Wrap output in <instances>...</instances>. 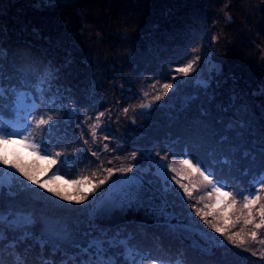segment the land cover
<instances>
[{"label": "rangeland", "instance_id": "rangeland-1", "mask_svg": "<svg viewBox=\"0 0 264 264\" xmlns=\"http://www.w3.org/2000/svg\"><path fill=\"white\" fill-rule=\"evenodd\" d=\"M123 1L125 3L122 2L119 5L117 3L118 0H72L69 3H51V0H0V49L6 53V59L3 61L4 70L6 64L10 61L26 62L35 59L40 66L34 72L39 70L47 76V79H44V76L37 75L38 78H43L44 82L50 80L52 83L57 84L53 85L57 87V89L54 87L56 93L64 95L63 98L68 103L67 106L69 105L70 113H77L75 119L77 120L78 128H75L79 133V142L77 140V143H71L72 148L75 146L76 149H82L83 152L91 156L88 166L85 163L83 175L91 177L92 173H96L97 178H103V175L107 174L106 170L108 168L117 169L134 164L135 167L133 169L140 172L148 181L159 188L172 206L175 205L179 209L183 217L209 233H217L204 222L201 216L196 215V209L193 208V205H196L197 208H203L205 204H210L211 206L206 208L205 211L209 213L216 211L222 218L235 219L233 213L239 215L243 203L242 196L237 195V203L235 205L224 207L222 200H217L215 197L210 200L205 195L206 191L211 190L210 188L200 185V187L193 190L192 197H189L172 180L171 177L175 173L164 167L168 163L184 158L185 155L183 153L180 154V148H178L177 152L170 151L169 144L166 142L167 138L162 141H154L157 144L154 147L151 146L155 149L154 151H151L149 147L144 148L141 146L143 143L150 141V139L147 141V133L153 135L156 133L160 136L164 134L165 137H168L165 134V129H168L167 127L173 129L172 124L175 121H181L183 119L182 116L192 113L198 116L205 115L208 122L211 123L209 127L221 132L222 137L231 138L229 139L231 143L236 145L238 142L247 141L251 147H258L263 157L264 48L259 52L258 49L260 48L255 42L256 40L264 42V35L258 38L255 36V46L251 50L249 49L251 52L255 49L254 56L258 62V64H251L256 69L253 79L257 80L259 84L254 90H250L242 81L241 85H233L232 77L233 73H236L238 64H220L216 61V54L220 51V43L218 42H221V39L225 42V37L221 36V31L220 33L213 32L214 30L210 32V28L219 20L224 19L220 21L223 24L232 20L231 12H228L226 8L229 0H224L225 2L222 4L220 11L222 15L219 16V20H210L211 26L207 28L209 29L208 31L200 32L198 34L199 37L189 41L187 48H184L185 46L181 47V45L178 49L174 47L175 53L173 55L170 53L163 55L157 49L149 50V54L146 55V58L148 57L147 61L139 62V65L136 64L139 68L132 64L125 68L124 73L118 69L117 73H114L118 78L115 77L110 80H107L105 73H102L101 76L99 73H96V76H89V74L93 75V72L87 71L88 67L82 72V77H70L73 72L71 70V72L68 71V68L72 67L73 64L81 65V63L78 60L74 61L70 57L71 54L69 52L57 50L55 44H60L59 41L62 43L67 41L64 45L69 46L68 44L73 41L80 52L91 55L95 63L97 60L101 61V64L94 63L92 64L93 66L113 68L114 64H110L113 56L117 57L122 53L118 52V50H115V55L110 53V49L103 46V40L112 38L111 35L106 36L108 34L107 31L108 29L111 30V26L117 22V19L110 18V20H106L108 25L102 26L99 17H101L102 13L117 14L116 11L121 8L134 9L139 6L140 1L148 3V6L152 2L151 0ZM244 1L250 4V0ZM36 2H38V5H36ZM233 3L232 6L235 9L238 4L237 2ZM54 4L60 5L55 7ZM101 4L100 9L96 8ZM63 7L68 9L70 18L72 17L74 21L73 19L72 21H67L63 18L61 22L58 16L66 17L64 13L63 15L60 13ZM120 17L122 18L121 14ZM127 17L130 16L124 15V18ZM212 18L216 17L212 15ZM250 19V17H247V24L250 23ZM126 20L128 23L133 22L129 19ZM261 24L264 25V22L261 21ZM238 27L240 29L238 35L241 37H238V39L240 42H244L246 37L244 34L249 35V28L244 25V20L239 23ZM70 28H72L71 31ZM156 28L157 31L159 27L156 26ZM76 31H79L80 34H75ZM176 37L178 35L172 36V38ZM168 42L170 43V40ZM225 44L228 45V43ZM183 52H187L186 55ZM197 56L200 59L196 62L193 72L187 76L175 72L176 68L187 64L189 60ZM150 60L154 63H150ZM65 67H67V70ZM135 67L139 72H135ZM157 74L164 76L163 82L156 79L158 77ZM89 77L93 78V82L90 81ZM98 81H100V84ZM164 83H173L174 87L161 100L153 101L152 97L158 91H162L160 85ZM65 84L68 85L65 86ZM145 93H148V95H145ZM39 97L44 99L42 95ZM39 100L41 99L39 98ZM54 103H56L54 107L62 104L61 98L57 99V101L55 100ZM141 104H151V107L142 108L140 107ZM7 106L9 105L3 102L2 106H0V112L5 114L7 111L6 115H9L11 109ZM54 107L52 101H49L47 106L41 104L38 116L43 114V112L46 115L50 114L53 112ZM125 109H128V111L125 112ZM100 113H104V115L97 121L96 118ZM55 122H57V119L52 122L53 127L47 134H42L40 130H36L37 134L43 137L44 144H42V147H46L47 152L36 155L23 144L14 143L6 145L8 155L10 159L16 158L21 163L28 165L30 169L40 176L42 181L51 180L52 177H62V179L52 180V186L59 187L69 195H75L76 186L71 184L70 181L81 177V175L77 174L74 176L75 178L70 179L56 171V167L60 163L71 165V158L68 153L57 150L64 153V156L51 168H48V161L41 158L43 155L56 151V145L61 144L58 140L62 135V139H64L60 124L53 133L56 126ZM212 122H216L217 127ZM96 123H99V127L96 129L95 137H93L90 125ZM48 135L56 138L51 139ZM17 139L19 138L17 137ZM235 139L236 141H234ZM193 144V150L197 149L199 151L208 146V143L200 137L193 141ZM105 145H107V148H105ZM215 148L217 150L212 148L213 152H211L222 156L223 149L221 146L216 143ZM133 152L137 153L134 160L131 159ZM157 153H159V156H157ZM165 154H167V160L161 161L160 157ZM77 155L79 156V154ZM72 156H74V153H72ZM187 156L192 158L194 163L199 161L201 166L206 168L204 161L199 157L195 159L192 154ZM74 159L72 158V166L75 165ZM46 169L47 171H45ZM207 170L210 171L209 169ZM217 172H211L216 174L214 179L218 178L221 183H224L223 174L219 171ZM120 173L118 171L114 172L109 180ZM16 175L20 181L30 184L19 173H16ZM177 179H180V177H177ZM261 179H264V176H261ZM10 180L11 178L8 176L0 175V185L3 182L5 184L4 191L0 193V206L6 210L13 208L17 210L27 209L34 212L40 224L43 225V227H37L38 232L46 231L58 223L69 229L72 241L82 244L87 243V240L91 238L90 234L92 232L105 234L108 239L116 240L118 246H121L120 242L126 243L127 238L121 236V229L114 231L104 229V227L97 226L90 217L89 208L94 200L93 197H96L105 188L109 180L105 184L100 185V188L95 193H91L89 199L84 201L83 204L63 200L46 189L39 188L38 185H31V188L38 189L39 193L43 194L38 195L36 192L18 187V182L16 181L12 182V194L10 195L7 187ZM66 181L69 183H65ZM258 181L252 184L253 186L250 190L251 186L245 189L242 186L241 179H236L232 185L226 186L224 191L252 195L258 187ZM182 182L190 186L194 183L199 184L195 174L191 178L183 179ZM200 197H204V199L198 203ZM208 218L212 219V216L209 215ZM240 227L241 225L238 224L232 230L238 231ZM168 231L170 230L168 229ZM170 232L173 233L172 231ZM166 237H169V234L168 236L163 234L161 241L167 245H169L168 242L172 244L169 240L171 238L169 237L168 239ZM222 237L223 244L214 252H217V257L213 261H216L217 264H264V257L259 255L260 251L264 250V244L259 243V240L264 239V229L259 230L256 242H253L250 237H246L247 249L256 251V255H253L251 250L232 245L224 236ZM172 240L175 241L174 238ZM127 245L133 250L129 242ZM65 247L66 253L62 251L61 254L73 255L74 252L77 253L71 241L67 242ZM116 249L118 248H114V250ZM134 249L138 253L135 257L138 264L139 261L148 259L144 257V253L138 248L134 247ZM171 254L172 251H169V255ZM199 258H201V261L205 260V262L208 260L202 257ZM128 262L131 264V258H129Z\"/></svg>", "mask_w": 264, "mask_h": 264}, {"label": "trees", "instance_id": "trees-1", "mask_svg": "<svg viewBox=\"0 0 264 264\" xmlns=\"http://www.w3.org/2000/svg\"><path fill=\"white\" fill-rule=\"evenodd\" d=\"M151 1L152 2L149 3V6L148 3L140 1L139 6L134 9L121 8L120 10L116 11L117 14L102 13L101 17H99L101 19L102 26H107L108 24L106 20H110V18H115V20L117 19V22L113 24V26H111V30L107 27L108 34L106 36L111 35L112 38L103 40V46L109 48L110 53H114L115 50H118V52L122 53L120 56H113L112 62L110 63L114 64L113 68L105 66H101L99 68L97 65L93 66L92 64H94L95 62L91 55H89L88 53L86 54L84 52H80L76 43L73 41H71L72 43L70 42L71 44H68L69 46L64 45L65 43H67V41H63L64 43L59 41L60 44H55L57 50L69 52V54H71L70 57H72L74 61L78 60V62L81 63V65L73 64V68H68V71L71 70L73 72L72 74H70V77H82V72L88 67L87 71L93 72V75L89 74V76H96V73H99V75L101 76L102 73H105L107 80H110L115 77L118 78L116 75H114V73H117L118 69L123 72L124 70H126L125 68L128 65L135 64L136 66V64L139 65V62H146L148 59V57L146 58V55L149 54V50L157 49L163 55H166L167 53L173 55L175 53L174 47L178 49L181 45V47L185 46L184 48H187L189 41L196 37H199L198 34L200 32L204 33L209 30L207 28H210L211 26L210 20H219V16L222 15L220 14L222 4L225 2L224 0ZM229 1L226 8L228 9V12H231L232 20L224 24L220 22L224 19L219 20L210 28V32L214 30L213 32L220 33L221 31V36L225 37V42H223L222 39L221 42H218L220 43V51H218V53L216 54L217 60H215L220 64H238L236 67V73L232 71L234 72L232 77L234 83L233 85H241L240 83L242 81L243 84L247 85L250 88V90H254L255 87L257 88L259 84L257 80L253 79L254 71L256 69H254L251 64H258V62L254 56L255 49H253L252 52L250 50L255 46V43L260 48L258 49L259 52L264 48V42L256 40V42L254 43L255 36L256 38H258L264 35V25L261 24V21L264 22V0H250L251 6L244 0ZM122 2L125 3L123 0H118L117 3L121 5ZM233 2H237L238 4L235 9L232 6ZM54 5L55 7H57L60 4ZM101 6L102 4L94 7L100 9ZM143 10H145L146 12ZM60 13L62 15L64 13L66 16H58V18L60 17L61 22L63 21V18H65V20L67 21H72L73 18H70L68 9L63 7ZM120 14L122 15V18L120 17ZM171 14L175 15L171 16ZM124 15H129L130 17L124 18ZM212 15H214L216 18H212ZM31 17L33 18V16ZM247 17L251 18L250 23L248 24ZM126 19H129L133 22L128 23ZM243 20L244 25L249 28V35L244 34V36H246L245 40L244 42H240V40L238 39V37L241 38L238 35V31H240L238 26L239 23H241V21ZM156 26L159 27L157 31ZM71 29L72 28H70V31ZM75 34L79 35L80 33L79 31H76ZM173 35H178V37L172 38ZM170 37L172 40L170 39ZM169 40L170 43L168 42ZM225 43H228V45ZM216 47H218V45ZM186 53L187 52H183L184 55H186ZM150 63L154 62H151L150 60ZM95 64H101V61L97 60ZM118 64L121 66H119ZM39 66L40 64H38L37 60L35 59L26 62H8L4 70V74H6L4 86L9 87L23 84L24 87L20 90L29 94V98L26 100L27 104H31L32 99H35L36 104L41 106V100H39V98L37 97L42 95L46 101H52L54 107V105L56 104L54 103V101H57V99L61 98L62 104L55 106L53 112L50 113V115L54 116L57 119V122H55L56 126L53 130V133L57 130V127L60 124L62 127L61 130L64 134V139H62V135L58 140L59 142H61V144L56 145L55 149L56 151L62 150L65 153H68L69 157L71 158V165L68 163H60L56 167V171L59 174H62L64 177H69L70 179L75 178L74 176L77 174H80L82 176L83 171H85L84 167L86 166V164L88 166V162L89 159H91V156L88 153L83 152L82 149H76L75 146H73L72 148L71 143H77L76 141L78 140L79 134L78 130L76 129L78 128L76 124L77 120L75 119V117H77V113H70L69 105L67 106L68 103L63 98L64 95H61V93L57 94L56 90L54 89V87L57 89L56 86H53L56 83H52L50 80V82H44L43 78H38L37 75H41V72L39 70L38 72H34V70H37ZM136 67L135 72H139ZM17 68L24 69L22 75H17ZM137 68H139V66ZM65 69L67 70V67H65ZM157 75L158 77H156V79L163 82L164 76H162L161 74ZM89 78L90 81L93 82V78ZM39 79L41 83L40 81H38ZM98 82L100 84V81ZM67 85L68 84H65V86ZM3 102L9 105L7 107L11 109V113L9 115H6L7 111L5 112V114L3 112H0V118H2L4 121L14 120L16 116L15 108L10 103L9 99L5 98ZM36 114L38 116L39 113L37 112ZM43 114L45 113L43 112ZM182 118L183 119L181 121H175L172 124L173 129H169V127H167L168 129H165V134L168 137H165L164 134L160 136L156 133L155 135L147 133V141L149 139L150 141H148L147 143H143L141 147H149L151 148V151H154L155 149L151 147L157 145L154 143V141H162L167 138L166 142L169 144L168 146L170 147V151L177 152L178 148H180V154H192L193 156H195V159L199 157L202 161H204V166L210 170L209 172L219 171L223 174V179H225V182L223 184L227 186L232 185L236 179H241L243 188L246 189L251 186V190L253 186L252 184L260 180L261 176H264V155L262 157V154H260V150L258 147H251V145L247 141H243L242 143L238 142V144L236 145L235 143H231L229 141V139L231 138L226 136L222 137L221 132L213 129L212 127H209L211 123L208 122V119L205 115L198 116L191 113L185 114L184 116H182ZM178 123L179 125H177ZM212 124L217 127L216 122H212ZM34 133L37 142L43 139V137L37 134L36 130H34ZM48 136L51 139L56 138L55 136ZM199 137L205 140L206 143H208V146H206L205 149H200V151L197 149L193 150V141H195ZM234 141H236V139ZM216 143H218L223 149L222 156L212 153V148L217 150V148H215ZM72 153H74V156H72ZM77 154H79V156ZM72 158H75L74 166H72ZM173 208L177 213L182 215V213L179 212V209L176 208L175 205L173 206ZM167 228L168 227L165 225L145 226L137 223H126L116 226L115 228L106 229L112 231L121 229V236L127 238L126 243H130L135 253L137 252L135 251L134 247L138 248L142 253H144V257L148 259H157L161 261L162 264H177V261L181 260L184 262V264H217L216 261H213L214 258L217 257V252L213 253L212 255H204L202 253H199V251H194V249L187 246L175 234L168 231ZM163 234H166L167 236L169 234V237L171 239H169V237L166 238H168L172 242V244L167 241L169 244L167 245L166 243H163L161 241ZM173 238L175 239V241L172 240ZM118 250L119 249H116L114 251ZM169 251H172L171 255H169ZM73 254L79 255L75 252ZM61 255L63 254L59 253L56 255V264H62L60 259ZM25 256L27 257V264H40L42 260L53 259L52 255L46 256L44 254V250L36 245H33L31 247V250H26ZM199 257L208 260L206 262L205 260L201 261V258ZM3 259L5 261V264H11V256L8 252H5L3 254Z\"/></svg>", "mask_w": 264, "mask_h": 264}, {"label": "snow or ice", "instance_id": "snow-or-ice-1", "mask_svg": "<svg viewBox=\"0 0 264 264\" xmlns=\"http://www.w3.org/2000/svg\"><path fill=\"white\" fill-rule=\"evenodd\" d=\"M215 39V38H214ZM6 59V53L0 49V106H2L5 98L9 99L10 103L16 110V116L14 120L4 121L0 118V175L8 176L11 178L7 187L9 188V194L11 195L12 182H18V187L36 192L38 195V189L31 188V185H38L39 188H44L48 192L52 193L56 197H60L66 201H74L77 204H83L84 201L89 199L91 193H95L100 185L105 184L106 181L112 177L114 172L129 173L133 171L134 164H129L127 167H121L117 169L108 168L106 175L103 178H97L96 173H92L91 177L82 175L81 177L70 181L71 184L76 186V194L69 195L62 191L59 187L52 186V180L62 179V177H52L51 180L42 181L40 176L30 169L28 165L21 163L16 158H9L6 145L21 143L27 149L31 150L34 154L40 155L43 152H47L46 147H42L44 144L43 139L39 142L36 141L34 130H40L42 134H47L53 127L52 122L56 119L50 114H40L37 116V112L40 111V106L36 104L35 99H32L31 104H27L26 100L29 98L27 92L21 91L23 84L16 86H4L5 76L3 61ZM200 59L199 56L192 60H189L187 64L175 69L176 73L187 76L194 71L196 62ZM50 71V70H49ZM17 75H22L24 69L17 68ZM44 79L47 76L41 73ZM155 87V86H153ZM174 87L173 83H164L160 85L162 91H158L155 96L152 97L153 101H159L164 95L168 93L170 89ZM7 94V97H6ZM148 95V93H145ZM40 98V97H37ZM41 99V104L47 106L48 101ZM140 107H151V104H141ZM128 109H125L127 112ZM104 113H100L97 116V121L102 117ZM92 136L95 137L96 129L99 127V123L90 125ZM17 137L19 139H17ZM107 139V137H105ZM87 143V141H85ZM107 148V145H105ZM95 155V153H94ZM64 153L61 151H52L47 155L41 156L42 159L48 161V168L55 165ZM137 153L131 154V159H135ZM159 156V153H157ZM167 154L160 157V160H167ZM66 162V161H62ZM166 169L175 173L171 178L179 185L183 192L192 197L193 190L203 185L205 188H210V191H206L205 195L211 200L213 197L217 200H222L224 207L229 205H235L237 203V195L242 196L243 203L239 215L235 216V219L222 218L218 215V212L213 211L211 213L205 211L210 207V204H205L203 208L196 209V215L201 216L206 224L215 232L224 236L232 245L247 249L246 237H250L253 242L257 241L258 233L260 229H264V179L258 181V187L255 189L254 194L245 195L243 193H233L224 191L227 186L220 182V180L214 179V173L209 172L206 168L201 166L199 161L193 162V159L185 155L184 158L168 163L164 166ZM14 170V171H13ZM47 171V169L45 170ZM20 176L30 184H25L19 180L16 175ZM195 174L199 180V184H185L183 179L191 178ZM180 177V179H177ZM125 179H128L125 177ZM69 183V182H65ZM5 189L3 182L0 185V193ZM95 199V197H93ZM128 199V198H126ZM141 199L139 191L136 194L135 201L129 199V203L139 202ZM204 197H200V201H203ZM258 205V207H257ZM246 210V211H245ZM209 215L212 219H209ZM257 217L259 218L257 220ZM241 227L238 231H233L237 225ZM43 227L40 224L39 219L35 216V213L27 209H5L0 206V264H5L3 254L8 252L11 256V264H27V257L25 256L26 250H31L33 245L38 246L44 250V254L52 255V260H42L40 264H56V255L64 251L66 253V243L71 241L72 246L75 247L79 255H61L60 259L62 264H128L129 258H131V264H138L136 255L132 249L124 242H120L117 245V241L108 239L103 233L92 232L91 238L87 240V243L82 244L77 241L71 240V232L66 226H61L58 223L46 231H37V227ZM251 226V227H249ZM260 244H264V239L259 240ZM114 248H118V251H114ZM253 255H256V251L251 250ZM259 255L264 257V250H261ZM122 258V259H121ZM139 264H162L157 259H143L139 261ZM177 264H184V262L177 261Z\"/></svg>", "mask_w": 264, "mask_h": 264}, {"label": "water", "instance_id": "water-1", "mask_svg": "<svg viewBox=\"0 0 264 264\" xmlns=\"http://www.w3.org/2000/svg\"><path fill=\"white\" fill-rule=\"evenodd\" d=\"M70 1L51 0V3ZM138 191L140 201L129 203V199L135 201ZM89 213L92 221L104 228L126 223L165 225L187 246L204 254H213L223 244L220 234L209 233L177 213L165 194L134 169L109 180L93 200Z\"/></svg>", "mask_w": 264, "mask_h": 264}]
</instances>
